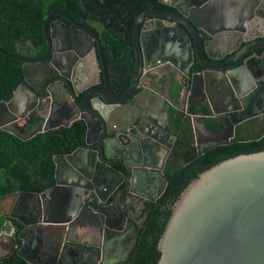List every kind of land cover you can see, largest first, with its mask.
Segmentation results:
<instances>
[{
  "label": "water",
  "instance_id": "obj_1",
  "mask_svg": "<svg viewBox=\"0 0 264 264\" xmlns=\"http://www.w3.org/2000/svg\"><path fill=\"white\" fill-rule=\"evenodd\" d=\"M251 1L253 4L245 3L247 7L228 14L238 19L237 27L228 25L222 13V18L214 16L220 11L219 0H159L171 2L176 11L154 8L134 14V70L121 94L109 85L97 34L60 10H51L43 18V56L27 60L0 49V53L22 62L21 83L7 101H0V129L10 125L24 131L19 123L24 111L39 108L51 97L45 80L53 75L60 77L55 93L59 104L64 95L72 97L75 113L64 122L51 123V118L44 117L47 126L43 129L71 126L74 121L84 126L81 145L52 156V186L41 192L14 191L0 197V216L22 225L18 231L12 226L9 232H0V258L15 250L17 256L33 264H115L128 256L137 232L124 210L136 199L154 201L160 195L166 184V158L175 150L174 137L167 124L162 125L167 119L166 97L160 78L153 73L162 66L173 71L180 68L183 73L181 81L171 78V98L183 88L186 106H194L205 97V86L210 92L207 117L221 120L218 124L222 129L209 133L196 121L198 114L189 115L190 149L179 165L213 147L232 143L240 134L247 135V121L253 123L256 134L264 135V75L254 80L244 68H231L248 52L264 49V27L254 19L264 17V0ZM53 15L65 23L50 22ZM149 16L156 18L153 26L139 32V23ZM229 31L241 35L253 32V41L222 63L210 61L202 49V33L212 36ZM48 54L50 58L43 60ZM193 59L204 70L189 76ZM93 75L101 86L79 99L85 89L96 84ZM218 80L229 89L228 95L216 87ZM40 83L45 84L42 97L35 93ZM233 94L235 99H244L242 110L231 111L229 106L218 113L212 100L219 97L225 101ZM110 161L121 163L127 174ZM123 181L125 187L120 190ZM89 197L101 206L96 209L86 203ZM78 220L99 228L102 237L96 245L67 239L66 231ZM124 226L132 233L125 256L103 263L108 240ZM156 249L152 264H264V148L223 158L191 178L170 205ZM92 253L97 254L96 263L87 261Z\"/></svg>",
  "mask_w": 264,
  "mask_h": 264
},
{
  "label": "trees",
  "instance_id": "obj_2",
  "mask_svg": "<svg viewBox=\"0 0 264 264\" xmlns=\"http://www.w3.org/2000/svg\"><path fill=\"white\" fill-rule=\"evenodd\" d=\"M97 0H0V49L18 57H37L46 49L41 24L51 10H60L73 20L92 29L100 39L103 58L111 48L112 59L125 57L130 48V31L123 38L115 39L112 31L104 26ZM135 1V0H134ZM124 3V1H123ZM96 6V7H95ZM112 3L109 7H116ZM103 7V6H102ZM145 5L135 7L136 13ZM30 51L31 53L27 52ZM258 52V51H257ZM21 64L12 57L0 53V100L8 99L13 88L20 82ZM131 80L129 73L118 83H109L118 94L124 93ZM101 84L96 85L100 87ZM194 113V108L189 106ZM207 112V107H202ZM172 124L179 131L176 146L189 142L187 121L180 125L181 117L172 114ZM171 117V116H170ZM41 119L35 118L36 128L26 136H18L10 130L0 129V197L14 191L41 192L53 185L54 154L63 153L82 143L84 126L74 121L71 126L41 130ZM205 126L212 129L210 120ZM264 148V135L256 140L219 145L202 153L196 159L183 164L168 163L164 172L166 184L154 201L142 200L138 216L135 218L136 240L128 256L116 264H152L158 251L156 241L169 215L170 205L180 191L199 171L217 161L241 152ZM118 171L127 174V169L118 161H110ZM123 181L119 188L123 189ZM111 199V198H108ZM9 222L19 230L22 225L15 219L0 216V230L7 229ZM0 264H33L16 255L15 250L0 258Z\"/></svg>",
  "mask_w": 264,
  "mask_h": 264
},
{
  "label": "flooded vegetation",
  "instance_id": "obj_3",
  "mask_svg": "<svg viewBox=\"0 0 264 264\" xmlns=\"http://www.w3.org/2000/svg\"><path fill=\"white\" fill-rule=\"evenodd\" d=\"M124 1V3H123ZM218 1V0H217ZM98 6L97 10L100 12L101 19L104 21V26L109 30L113 32V35L115 39L118 40V38H123L126 34V30L130 31V48L127 50V53L125 54V57L114 60L112 59V51L111 48L106 49L105 51V59L103 58V63L104 67L106 70V76L108 78L109 83H118L121 81V79H124L129 73L132 76L133 70H134V55H133V48H132V29H133V15L136 14L134 8L138 6H143L145 5L146 8L144 10L148 9H161L167 12H172L176 11L175 8L173 7L172 3H166V2H159V0H97ZM112 3H116V7H109ZM177 2H174V4ZM245 3H251L253 4V1L251 0H238V1H233V0H219L218 5H220V11L215 13L214 16L217 18L220 17H227L229 21L228 25H232L233 27L239 26V21L237 18L230 17L228 14L234 13L236 9H241L243 6L247 7V5H244ZM103 6V7H102ZM96 7V6H95ZM245 11V10H244ZM255 23L261 24L264 27V17L257 15L255 18ZM154 20H156L155 17L149 16L142 20L139 23L138 29L139 32L151 28L153 26ZM251 19L247 20L249 22ZM53 21H60L61 23H65V20L57 15H53L50 18V22ZM164 22V20L162 19ZM219 22V20H218ZM246 22V24H247ZM238 23V24H237ZM209 26V25H208ZM214 27V26H213ZM212 27V28H213ZM253 32L248 31L245 35H241L236 31H229L227 33H219L215 34L212 36H207L202 33L201 37V45L203 52L205 56L210 60L215 63H222L225 61V59H228L232 54H234L237 50H239L242 46H244L247 43H250L253 41V38H251ZM261 33V32H259ZM98 37V36H97ZM99 39V38H98ZM100 40V39H99ZM258 51V52H257ZM31 53L30 51H27ZM45 52V51H44ZM44 52L40 54L37 57H22L27 60H32V59H37L41 56H43ZM102 53V49H101ZM50 54L47 56L43 57V60L49 59ZM20 64H22L21 61H19ZM181 67V65H179ZM235 67H242L246 70L247 75L250 76L252 79H256L259 76L264 75V49H256L248 52L246 55L243 57H240L235 63L231 65V68ZM204 70L202 66H200L195 59L189 64L188 67V75H193L195 73H201ZM100 71V69H99ZM226 71V70H225ZM152 73V72H151ZM155 74L156 78L157 76L160 78L159 84L162 89V95H164L165 98V117L167 119H164L162 125H166L169 129V133L174 137L173 144H174V151H170L167 155L166 158V166L168 163H173V164H179L183 159H185V155L189 154L188 151L190 149L189 144L191 142V120L190 116L192 114H198L199 116L196 118V121L198 123H203L205 130L209 133H217L222 129V126H219L218 120H215L214 118L210 117L208 118L207 115L209 113L208 109V101L210 100V92L207 88L204 86V93L205 97H203V100L200 103L195 104L192 106L194 108V113L190 112L189 106H186V98H187V92L183 88H178L176 92V96H173L171 98L169 94V88L170 85L172 84L171 78L175 77L179 81H181V77L183 76V73L181 72L180 68H175V71H173L172 68H168L167 66H162L159 70L153 71ZM68 75L72 76L71 73L67 72ZM59 79L60 77L57 75H53L52 77L47 78L46 84H49L48 86V91L51 93V97L44 101L41 102L39 105V108H35L34 110H31V108H28L24 111V118L19 122L20 125H23L24 131L22 128H14L10 125L5 126L4 129L12 131L14 134L18 136H26L29 131L33 130L36 128L37 123L35 122V118L39 117L41 119L39 125L40 129L44 130L43 128H46L47 123L45 122V118H51V123L54 122V120H59V121H66L67 118L73 117L75 113V107H74V100L72 97H67L63 96V102L59 104V100H57L55 93L58 92V86H59ZM93 80L96 83L95 75H93ZM22 77L20 79V82L13 88L12 92L16 89V87L21 83ZM90 81V80H89ZM100 83H96L95 85L91 86L88 89H85L80 96L78 97L79 99L82 97V95L87 92L90 89L94 88H99L96 87ZM45 84L40 83L38 87L35 90V93L39 96H41V93L44 91ZM216 87L218 89H222L221 92L225 95L229 93V89L227 90L225 86L222 83V80H218ZM139 90L137 89L135 92H138ZM219 95V93L216 91ZM214 95L216 96V94ZM12 94V93H11ZM213 95V96H214ZM212 97V96H211ZM218 97V96H217ZM233 98H225V101L218 98L213 99V104L215 105V109L218 111V113L222 112V108L225 109L226 107H231V111H241L242 107L244 104V99H235V94L232 96ZM10 98V97H9ZM8 98V99H9ZM8 99L5 100H0V101H7ZM164 99V98H163ZM196 99V98H194ZM167 105V106H166ZM205 106L207 107V112H203L202 107ZM213 112V111H212ZM217 113V114H218ZM223 113V112H222ZM72 114V116H71ZM172 114L175 116L178 115L181 117L180 119V125L183 124V122L187 121V126L189 129V135H190V141L189 142H184L181 146H176L177 139L179 138V131L175 129L174 125L172 124ZM216 114V113H213ZM171 116V117H170ZM45 117V118H44ZM213 117H215L213 115ZM219 117V116H218ZM220 118V117H219ZM247 120V118H244ZM206 120H210L212 124V129H208L205 124ZM244 120V121H245ZM160 121H162V118H160ZM223 121V118H222ZM59 127H65V126H57L54 129H57ZM68 127V126H66ZM244 130L248 133L247 135L240 134L235 141L242 140V141H251V140H256L260 138L259 134H256L254 129H253V123L250 121L246 122V125L244 127ZM128 132H132V130L129 129ZM232 142V143H233ZM81 145V144H80ZM77 147V146H76ZM74 148V147H72ZM71 148V149H72ZM188 156V155H187ZM166 169V167H165ZM122 190V189H120ZM110 200V199H108ZM143 199H136L134 200L128 207L125 208L124 214L126 218L130 219L132 223L134 224L135 218L138 216L141 204H142ZM86 203L90 204L94 208H98L101 206V204H97L92 197H89L86 200ZM8 225V228L6 229V232L10 231L11 225L9 222L6 223ZM72 227V228H71ZM79 228L82 230V238H86L88 241L85 240H80L77 231L75 228ZM22 228V227H21ZM20 228V229H21ZM125 228V226H124ZM19 229V230H20ZM71 230V231H70ZM73 230V231H72ZM4 229H1V233H5ZM18 231V230H16ZM67 239L68 240H74L77 242H82V243H87L91 245H96L102 237V233L99 231V228L96 226L95 223H88L86 220L81 221L78 220L76 222H73L72 225L69 226L68 231H66ZM54 240V238H52ZM132 242V233L130 229L126 226V228L119 234H113L108 240V243L106 244L103 252V263L105 262H116L120 259H122L126 251L128 250L130 244ZM18 244H20L18 242ZM51 249V248H50ZM49 249V250H50ZM87 261L96 263L97 260V254L92 253L91 257L87 258ZM64 264V263H63ZM72 264V262H71ZM116 264V263H115Z\"/></svg>",
  "mask_w": 264,
  "mask_h": 264
},
{
  "label": "rangeland",
  "instance_id": "obj_4",
  "mask_svg": "<svg viewBox=\"0 0 264 264\" xmlns=\"http://www.w3.org/2000/svg\"><path fill=\"white\" fill-rule=\"evenodd\" d=\"M71 228H72V227H71ZM4 230H5L4 232L7 233V232H6V229H4ZM75 230L77 231V235H78V237H79L80 240H85V239H86V238H85V239L82 238V235H81L82 230H81V229H79V228L76 227ZM70 231H71V230H70ZM72 231H73V230H72ZM86 241H88V240L86 239Z\"/></svg>",
  "mask_w": 264,
  "mask_h": 264
}]
</instances>
